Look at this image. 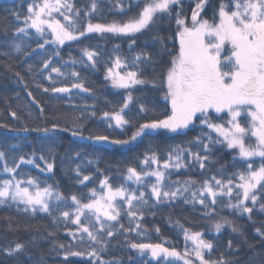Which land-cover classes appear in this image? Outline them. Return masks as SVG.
<instances>
[{"label":"trees","instance_id":"obj_1","mask_svg":"<svg viewBox=\"0 0 264 264\" xmlns=\"http://www.w3.org/2000/svg\"><path fill=\"white\" fill-rule=\"evenodd\" d=\"M32 2L33 0L0 1V150L6 153L10 166L20 156L35 160L34 164L21 165L16 178L33 177L41 183V187L51 185L67 198V204H71L72 195L87 202L92 189L101 191L100 181L105 177L113 187L123 184L128 188L145 191L149 205L144 208L143 218L130 224L129 218L122 211L119 222H112L115 225L114 236L108 238L105 234L108 244L101 256L109 264H157V260L152 259L150 254L141 256L137 250L132 249L131 242H165L166 247H175L183 252L186 242L181 226L189 232H203V239L213 241L214 249L211 256L206 255V258L217 259L223 255L229 264H264V237L256 232L258 228L264 232V212L259 210V204L249 217L247 213L226 207L229 201L225 196L218 199L214 206L215 214L206 215L211 208L206 209L199 203H186L184 198L156 203L155 198H150L151 189L147 186L155 182L154 177L146 179L144 187L124 179L128 167H135L138 171L148 170L141 163L146 155L154 153L162 162L177 146L191 148L202 156L208 155L209 161L204 169L190 162L189 167L168 170L167 179L170 182H184L191 178L197 182L193 185L197 188L204 180L213 176L226 179L231 174L244 170L246 163L237 157L235 150L228 149L226 144H212L207 140L204 134L210 133L213 139L217 134L201 125L199 120L177 133L157 130L123 145L88 139L89 136L108 135L110 139L125 140L140 123L170 114V104L163 99L164 88L161 82L172 56L179 49L174 13L181 11L182 16H186L190 22L192 10L199 0H181V5L174 7L171 17L164 16L147 31L136 34L135 44L131 48L129 38L93 33L78 42H66L59 47L47 44L41 49L39 44H43L45 39L51 40L49 34L45 33L40 37L32 29L28 36L21 38V34L16 33V29L23 26L28 4ZM70 2L75 8L82 9L83 18V10L90 7V0ZM224 2L228 3V0ZM124 3L127 4L128 0H124ZM137 3L138 0H132L131 9L121 12L114 6L115 0H99L100 10L92 16V22L108 23L114 19H126L127 16L136 14ZM220 3L221 0H206L201 12L202 18L212 22ZM15 14H19L20 19ZM57 18L63 22L62 17ZM160 38L163 40V47ZM13 40L21 44L22 51L14 50ZM84 48L99 53L95 67L83 55ZM140 52L149 54L151 60L140 63L138 68L145 83L131 89L133 101L125 110V118L130 124L123 128H110L103 113L119 110L124 104L127 91L111 86L110 81L105 79L106 68L110 66V59H114L116 55L131 61ZM45 60L50 61L47 69L43 68ZM73 60L83 63L73 64ZM52 67H59L66 75L52 73ZM72 71L79 73V79L71 76ZM49 74L53 77L52 81L47 79ZM72 83H83L84 88L89 91L75 88L70 93L43 91V87L50 89L70 86ZM29 92L32 93L31 96L28 95ZM140 105L151 111L147 115L140 113ZM13 112L16 113L15 117L12 116ZM210 115L213 122L223 120L215 113L211 112ZM54 124L57 128L52 130ZM77 125L80 127H75ZM43 129L50 131L45 133ZM73 130L79 131L81 135L73 136ZM198 137L209 143L210 153H206L202 145L196 143ZM41 155L44 160L39 159ZM254 159L258 166L260 158ZM45 161L53 163L51 172L44 170ZM2 166L3 162L0 161V180L11 178V174L2 171ZM78 166L79 175L76 171ZM84 175L89 176V180L81 184L79 181ZM235 182L239 183L238 178ZM186 196L190 201V193ZM258 196L260 203H264V194L258 193ZM206 203L210 204V198ZM56 204L53 200L51 215L41 211L34 214L25 212L23 205L18 208L14 203L0 205V264H92L91 258L87 256H72L65 261L58 244L72 243L73 251L83 250L85 246L77 244L69 234L76 229V225L63 219L53 220L54 216H59L60 211L67 210L65 204H61L58 209ZM248 206L252 207L250 201ZM224 218L232 221V226L225 225L216 234L213 223ZM136 223L140 224L139 231L143 235L138 231L125 232L120 228L121 224L124 229L134 228ZM233 226L239 230L234 232ZM16 243H22L24 250L8 255L4 249L14 247Z\"/></svg>","mask_w":264,"mask_h":264},{"label":"snow or ice","instance_id":"obj_2","mask_svg":"<svg viewBox=\"0 0 264 264\" xmlns=\"http://www.w3.org/2000/svg\"><path fill=\"white\" fill-rule=\"evenodd\" d=\"M205 3L206 0H199L196 3L190 22L186 16H182L181 11L174 13L179 49L172 56L170 66L163 74L161 82L164 88L163 99L170 104V114L140 123L132 135L125 140L110 139L108 135L89 136L88 139L123 145L157 130L177 133L199 120L201 125H205L217 134L215 139L210 133L204 134L209 142L226 144L228 149L238 150V156L246 163L244 170L233 173L226 179L213 176L204 180L197 188L193 187L197 182L191 178L184 182H170L167 179L168 170L189 167L190 162L204 169L209 161L208 155L202 156L200 152H193L191 148L177 146L162 162L154 153L146 155L141 163L148 170L138 171L135 167H128L125 181H132L144 187L145 180L154 177L155 182L147 186L151 189L150 198H155L156 203L184 198L186 203H199L206 209L211 208L210 212L205 213L206 215H214V206L218 199L226 196L229 201L226 207L247 213L251 217L257 204L259 210L264 212V203H260L258 196V193L264 194V0H228V3L221 0L212 22L201 16ZM178 5H181V0H138L136 14L127 16L126 19H114L108 23H93L92 16L100 10L99 0H90V7L83 10V18H81L82 9L75 8L70 0H33L28 4L23 26L17 28L16 33L21 34L22 38L28 36L32 29L40 37L50 32L51 40L45 39L43 44H39L38 47L41 49L47 44H55L59 47L66 42H78L93 33L129 38V48H131L135 44L136 34L147 31L164 16L171 17L174 7ZM114 6L124 12L125 9L130 10L133 5L132 0H128L127 4L124 0H115ZM15 15L20 19L19 14ZM57 17H62L63 22ZM160 39L163 47V40ZM12 45L15 51H22L21 44L16 40L12 41ZM226 45L231 46L230 55L222 57ZM116 48L118 49L119 45ZM82 52L90 65L95 67L99 53L89 48L82 49ZM55 54L59 55L58 52ZM145 60H151V57L144 52L137 53L131 61L119 55L110 59L105 79L110 81L113 88L125 89L127 96L119 110L103 113V117L108 121V127L123 128L130 124L125 118V110L133 101L131 89L145 83L138 72L140 63ZM77 62L83 63V61H72L73 64ZM49 67L50 61H43V68ZM51 72L59 76L66 75L59 67H52ZM71 76L79 79L78 72L72 71ZM47 79L52 81V75L49 74ZM73 88L89 91L84 88L83 83H72L70 86L50 89L43 87V91L70 93ZM28 95L31 96L32 93L29 92ZM210 110L215 113H225L228 119L223 123L213 122ZM139 111L147 115L151 110L140 105ZM242 113L247 117L246 124L241 123ZM12 116L15 117L16 113L13 112ZM56 128L57 125L54 124L52 130ZM24 130L27 131L26 128ZM43 131L47 133L50 130L43 129ZM72 135L78 136L81 133L73 130ZM253 138L254 143L248 142ZM196 143L202 145L206 153L211 152L209 143H205L202 138L198 137ZM256 157L261 161L258 166L255 164ZM39 159L45 158L41 155ZM0 161L3 162L2 171L11 174V178L0 180V205L14 203L18 208L23 205L25 212L34 214L41 211L51 215L53 200L57 202V209L61 204H65L67 210L60 211L59 216H54L53 220L63 219L76 225V229L69 234L73 241L85 246L83 250L73 251L72 243L58 244L57 247L65 261L72 256H87L91 258L92 264H109L104 261L101 252L107 249L108 240L105 234L108 238L115 234V225L112 222H119L122 211L129 218L130 224L138 221L143 218L144 208L149 205L145 191L140 188H128L123 184L113 187L107 177L100 181L101 191L97 192L96 189L90 191L87 202L72 195L71 204H67V198L51 185L41 187V183L33 177L16 178L17 170L21 165L35 163L33 158L26 159L20 156L18 161L14 160L10 166L6 153L0 150ZM45 163L44 170L51 172L53 163L47 161ZM76 171L79 175V166ZM236 178L239 183L235 182ZM88 180L89 176L84 175L79 182L83 184ZM173 184L176 186L173 187ZM187 193H190V201L186 196ZM208 198L210 204L206 203ZM249 201L252 207L248 206ZM225 225L232 226V221L227 218L217 220L212 227L214 232L219 234ZM120 228L125 232L138 231L140 235L144 234L139 231V223H136L134 228L128 229H124L121 224ZM181 230L186 242L183 252L175 247H166L165 242H131L130 247L137 250L141 256L150 254L152 259L157 260V264L161 262L163 264H177V262L229 264L223 255L217 259L206 258V255L211 256L214 244L212 240L203 239V232H189L182 226ZM232 230L235 232L239 229L233 226ZM256 232L264 237V232L259 228ZM189 241L192 244L191 248L188 247ZM23 250L22 243L4 249L8 255Z\"/></svg>","mask_w":264,"mask_h":264},{"label":"rangeland","instance_id":"obj_3","mask_svg":"<svg viewBox=\"0 0 264 264\" xmlns=\"http://www.w3.org/2000/svg\"><path fill=\"white\" fill-rule=\"evenodd\" d=\"M1 1V0H0ZM217 22H218V20H217ZM46 34H49L50 35V32H46ZM51 36V35H50ZM230 45H226L225 46V48H224V50L222 51V57L223 56H228V55H230ZM225 70H227V69H225ZM215 113L214 111H211L210 110V113ZM215 114H217L218 116H221L222 118H223V120L222 121H218V122H216V123H223L224 121H226L227 119H228V116L225 114V113H215ZM242 119H241V123H245L246 124V120H247V117L242 113ZM191 126V125H190ZM225 126H227V125H225ZM248 142H250V143H254V138L252 139V140H250V141H248ZM231 150V149H230ZM233 150H235L236 151V155H237V157H238V150H236V149H233ZM259 158V157H258ZM153 167H155V166H153ZM129 182H131V183H134V182H132V181H129ZM134 185H136L135 183H134ZM188 247L189 248H191L192 247V244H191V242L189 241L188 242Z\"/></svg>","mask_w":264,"mask_h":264}]
</instances>
